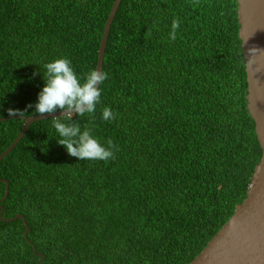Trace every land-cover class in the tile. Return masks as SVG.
<instances>
[{
	"label": "trees",
	"instance_id": "obj_1",
	"mask_svg": "<svg viewBox=\"0 0 264 264\" xmlns=\"http://www.w3.org/2000/svg\"><path fill=\"white\" fill-rule=\"evenodd\" d=\"M113 2L0 0V117L35 115L26 106L53 58L68 57L81 76L96 68ZM238 29L237 0H121L101 103L77 121L111 140L115 158L79 161L57 143L52 118L31 123L0 161L2 216L28 225L25 237L21 218H0V264L195 258L246 197L262 154ZM23 124L0 121V153Z\"/></svg>",
	"mask_w": 264,
	"mask_h": 264
},
{
	"label": "water",
	"instance_id": "obj_2",
	"mask_svg": "<svg viewBox=\"0 0 264 264\" xmlns=\"http://www.w3.org/2000/svg\"><path fill=\"white\" fill-rule=\"evenodd\" d=\"M121 0H114L106 19L98 49L96 68H103L107 39ZM238 36L245 62L247 79V109L255 122V133L262 149L260 161L256 164L244 200L236 204L234 212L226 223L208 241L200 253L188 264H264V0H237ZM51 115H59V112ZM22 118L24 124L20 133L0 153V161L15 147L31 123L51 118L38 115H9L0 121ZM5 182L4 201L9 193V182ZM4 207L0 204V218L12 221L21 218L28 232L27 222L22 214L10 218L2 216ZM30 242V241H29ZM34 252L43 258V254Z\"/></svg>",
	"mask_w": 264,
	"mask_h": 264
},
{
	"label": "clouds",
	"instance_id": "obj_3",
	"mask_svg": "<svg viewBox=\"0 0 264 264\" xmlns=\"http://www.w3.org/2000/svg\"><path fill=\"white\" fill-rule=\"evenodd\" d=\"M181 26L179 18L171 22L168 39L175 41ZM43 85L37 93L36 101L26 107L35 115H49L55 129L57 143L68 155L79 161H109L115 158V145L111 140L101 142L94 134L93 127L81 128L80 118L92 117L101 103V95L109 73L95 68L81 76L66 56L53 58L44 64ZM59 112V115H51ZM10 114H13L12 111ZM77 120H73V117ZM104 121L116 118L114 110L104 106L101 112ZM46 143V141H45Z\"/></svg>",
	"mask_w": 264,
	"mask_h": 264
}]
</instances>
